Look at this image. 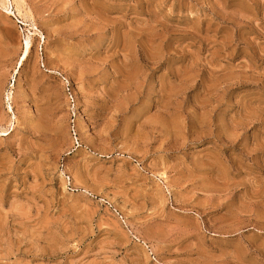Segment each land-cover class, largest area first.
Returning <instances> with one entry per match:
<instances>
[{"label":"rangeland","instance_id":"1","mask_svg":"<svg viewBox=\"0 0 264 264\" xmlns=\"http://www.w3.org/2000/svg\"><path fill=\"white\" fill-rule=\"evenodd\" d=\"M0 264H264V0H0Z\"/></svg>","mask_w":264,"mask_h":264},{"label":"bare ground","instance_id":"2","mask_svg":"<svg viewBox=\"0 0 264 264\" xmlns=\"http://www.w3.org/2000/svg\"><path fill=\"white\" fill-rule=\"evenodd\" d=\"M7 1V0H6ZM14 1V0H13ZM12 3V2H11ZM16 4V3H15ZM19 5V4H18ZM20 8V7H19ZM16 10V8H15ZM18 12V10H17ZM19 14V12H18ZM28 38V37H27ZM30 40L28 39H25L24 42H23V46H22V54H21V57H20V61L24 60L25 57L28 55L29 53V50H30ZM2 130V129H1Z\"/></svg>","mask_w":264,"mask_h":264}]
</instances>
